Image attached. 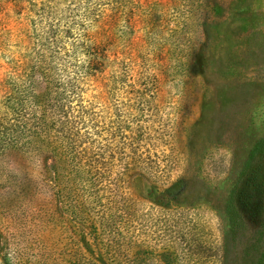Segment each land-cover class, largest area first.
<instances>
[{
    "label": "rangeland",
    "instance_id": "obj_1",
    "mask_svg": "<svg viewBox=\"0 0 264 264\" xmlns=\"http://www.w3.org/2000/svg\"><path fill=\"white\" fill-rule=\"evenodd\" d=\"M31 1L0 0V106L33 65ZM89 1L106 56L88 91L94 139L127 166L102 185L134 211L125 264H264V0L57 6L69 22ZM3 160L0 264H111L108 236L35 195L51 161Z\"/></svg>",
    "mask_w": 264,
    "mask_h": 264
},
{
    "label": "trees",
    "instance_id": "obj_2",
    "mask_svg": "<svg viewBox=\"0 0 264 264\" xmlns=\"http://www.w3.org/2000/svg\"><path fill=\"white\" fill-rule=\"evenodd\" d=\"M57 5V0L30 3L33 65L27 75L11 78L0 106V189L3 158L9 152L28 153L30 161H51L38 175L42 182L35 184V195L54 196L77 223L96 236H108L111 264H125L130 244L126 228L134 222V211L118 190L102 183L112 175L124 176L127 166L108 145L97 151L94 135L104 132L96 131L88 96L106 58L96 46L95 14L89 1L84 13L68 22ZM67 65H78L77 72H69Z\"/></svg>",
    "mask_w": 264,
    "mask_h": 264
}]
</instances>
